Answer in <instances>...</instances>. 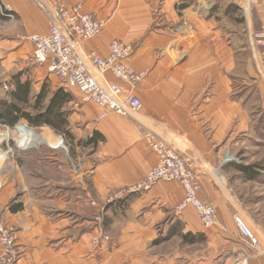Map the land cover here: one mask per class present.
Returning a JSON list of instances; mask_svg holds the SVG:
<instances>
[{
    "label": "crops",
    "instance_id": "obj_1",
    "mask_svg": "<svg viewBox=\"0 0 264 264\" xmlns=\"http://www.w3.org/2000/svg\"><path fill=\"white\" fill-rule=\"evenodd\" d=\"M61 3L81 4L104 24L96 37L83 44L84 55L105 57L114 40L132 47L125 63L146 74L132 89L141 108L122 116L91 102L81 104L67 117L72 146L67 159L58 147L61 136L51 127H39L46 139L40 135L25 139L46 143V148L12 156L0 210L15 230L20 264H111L116 258L112 252L121 250L95 251L89 244L96 206L105 207L107 223L112 219L115 225L122 223L116 218L124 216L123 239L141 246L153 226L184 197L177 182H162L148 192L105 203L144 180L156 164L144 134L172 146L205 178L221 160L227 135L245 124L248 113L264 111V48L253 46V12L246 11L248 48L245 57L239 55L236 26L225 35L221 11L213 3L206 8L181 7L183 0H0V6L15 15L14 21L0 18V64H21L31 56L29 39L46 35L49 29L45 8ZM256 23L264 27L262 8ZM24 77L47 78L50 94L61 87L44 68L34 67ZM106 79L118 82L110 75ZM42 86L32 92L33 97ZM66 91L74 97L67 105L81 102L77 90ZM101 114L104 118L99 120ZM91 138L94 143L89 144ZM186 228L181 235L190 233ZM124 260L121 256L114 262ZM249 263L264 264V255Z\"/></svg>",
    "mask_w": 264,
    "mask_h": 264
},
{
    "label": "rangeland",
    "instance_id": "obj_2",
    "mask_svg": "<svg viewBox=\"0 0 264 264\" xmlns=\"http://www.w3.org/2000/svg\"><path fill=\"white\" fill-rule=\"evenodd\" d=\"M212 3L215 4V10L221 11L219 19L223 23L225 35H228L229 30L236 26L240 48L239 55L245 57L247 52L244 49L248 48L245 40L247 30L245 12H253L251 33L253 34L261 28L260 25H256L260 5L255 1L251 2V0H183L180 6L195 4L208 8ZM250 21L249 18L248 23H251ZM253 46L257 50L263 49L257 48L254 42ZM29 57L22 59L21 62L23 63L21 64H19L20 61L13 65L6 64L4 66L0 64V99L6 98L14 76H20V79L24 80V76L35 67L28 62ZM29 81L32 84L33 93L41 85L51 89L50 83L46 82L47 78H32ZM81 104L83 103L78 102L76 106L67 105V117L69 118ZM247 115L245 124L239 125L237 129H233L231 134L227 135V139H225L227 146L222 152L221 160L215 163V167L205 178L201 179V176L188 160L190 167L198 176L200 199L213 205L217 212L218 222L215 226L209 229L204 228L192 208H186L180 212L174 208L165 218L153 226L147 241L142 242L141 246L138 242L136 246H133L132 242L129 243L123 239L124 216L116 218V221H122V223L115 225L113 219L107 223L103 220L105 207L101 205L95 207L98 212L94 217L91 236L102 230L109 237V242L96 247L91 245L89 239L91 247L95 251L102 249V247L108 251L121 250L122 252H112L116 258L111 259V264H118L114 261L121 256H125V260L120 264H241L244 259L253 261L257 259V256L264 255V111L261 112L258 109ZM18 124L29 129L20 126L18 130L27 132L26 139L38 135L46 139V134L41 128L30 127L24 121L15 125ZM14 126L0 125V132L5 136L0 143V152L3 155L0 162V194L6 188L8 162L17 155L21 156L23 151L33 152L46 148V143L35 141L28 142L24 150L18 148L14 140H18L20 134L13 128ZM5 127L12 129L9 134ZM56 135L62 137L60 150L67 159L72 152L71 143L68 142L67 135ZM5 154L8 155L7 158ZM238 167H248L249 170L242 173L237 170ZM70 169L74 171L75 165H71ZM235 216H239L259 240L260 250L258 254L252 255L248 252L246 244L239 238L233 223ZM186 227L190 230L188 234H203L199 243L189 244L182 241L178 235L184 233ZM172 228L175 229V236L170 234ZM197 228L200 231H197ZM133 248H141V252H129ZM249 261L248 264H250Z\"/></svg>",
    "mask_w": 264,
    "mask_h": 264
},
{
    "label": "built area",
    "instance_id": "obj_3",
    "mask_svg": "<svg viewBox=\"0 0 264 264\" xmlns=\"http://www.w3.org/2000/svg\"><path fill=\"white\" fill-rule=\"evenodd\" d=\"M254 1L264 11V0ZM45 12L49 18L48 32L46 35L33 36L29 39L33 52L28 62L37 68H44L49 75L58 80L61 87L77 90L82 103L91 102L101 110H109L122 116L138 112L141 102L133 95L132 89L145 79L146 74L135 71L125 63L133 53L132 47L114 40L108 46L107 56L100 57L94 53L84 55L83 44L101 32L103 22L97 20L93 14L85 12L81 4L73 6L56 4L51 8L46 7ZM0 13L10 21L15 20V15L9 8L0 6ZM252 40L257 48H264V27L252 34ZM107 75L118 82L108 81ZM121 84L126 85L129 91L124 92ZM102 118L104 114L99 116V120ZM20 126L28 129L22 124L13 128L18 131ZM5 128L8 134L12 130L9 127ZM61 139L62 137L58 147L62 145ZM144 139L156 156V164L144 180L127 187L122 194L116 195L107 203H115L131 194L148 192L162 182H177L184 192V197L175 210L180 212L192 208L204 228L215 226L218 222L217 212L213 205L200 199L198 176L190 167L188 159L151 133H145ZM19 142L22 144L19 145ZM14 143L23 150L28 145L21 135ZM234 223L239 238L246 244L248 252L252 255L258 254L260 242L257 237L239 216L234 217ZM108 242L109 237L102 230L90 238L91 245L96 247ZM21 258L22 253L16 242L15 230L0 210V264H20ZM248 261L244 259L241 264H248Z\"/></svg>",
    "mask_w": 264,
    "mask_h": 264
},
{
    "label": "trees",
    "instance_id": "obj_4",
    "mask_svg": "<svg viewBox=\"0 0 264 264\" xmlns=\"http://www.w3.org/2000/svg\"><path fill=\"white\" fill-rule=\"evenodd\" d=\"M0 18L6 19L0 13ZM74 100L73 95L60 87L55 92H49L43 85L37 95H32V85L29 80H21L20 76H14L10 83V90L6 98L0 99V125L12 127L19 122H26L30 127H51L57 134L70 137L67 125L66 106ZM61 136V135H60ZM89 144L94 143V138L89 139ZM239 172H247L248 167H238ZM20 208V205L15 209ZM171 236L176 235L175 229L170 230ZM203 234H185L181 239L185 243H199Z\"/></svg>",
    "mask_w": 264,
    "mask_h": 264
},
{
    "label": "bare ground",
    "instance_id": "obj_5",
    "mask_svg": "<svg viewBox=\"0 0 264 264\" xmlns=\"http://www.w3.org/2000/svg\"><path fill=\"white\" fill-rule=\"evenodd\" d=\"M20 135L23 136L24 138H26L27 132L24 131H19ZM4 135L2 134V132H0V143L4 140ZM3 157L2 153L0 152V162H1V158Z\"/></svg>",
    "mask_w": 264,
    "mask_h": 264
}]
</instances>
